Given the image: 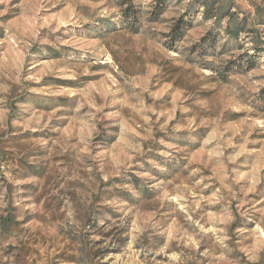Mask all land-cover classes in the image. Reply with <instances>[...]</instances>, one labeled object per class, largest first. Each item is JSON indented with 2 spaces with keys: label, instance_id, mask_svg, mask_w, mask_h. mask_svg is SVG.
<instances>
[{
  "label": "rangeland",
  "instance_id": "374dc122",
  "mask_svg": "<svg viewBox=\"0 0 264 264\" xmlns=\"http://www.w3.org/2000/svg\"><path fill=\"white\" fill-rule=\"evenodd\" d=\"M0 264H264V0H0Z\"/></svg>",
  "mask_w": 264,
  "mask_h": 264
},
{
  "label": "trees",
  "instance_id": "16d2710c",
  "mask_svg": "<svg viewBox=\"0 0 264 264\" xmlns=\"http://www.w3.org/2000/svg\"><path fill=\"white\" fill-rule=\"evenodd\" d=\"M209 8H211V5H206L205 9L203 11L204 15H205V12H206V15H205L206 18L210 17V15H207V13L209 12ZM221 13H224V11L221 12ZM125 16H127V15H125ZM218 19L220 20L221 16H218ZM182 20H183V18L179 19V22H181ZM232 24H233V27H235L236 23L234 21H233ZM180 27H181V25H179L177 23L172 27L171 34L174 35L176 39H179V38L182 37V32L180 31ZM227 28H230V30L233 29L231 26H229V27L227 26L225 29L227 30Z\"/></svg>",
  "mask_w": 264,
  "mask_h": 264
}]
</instances>
